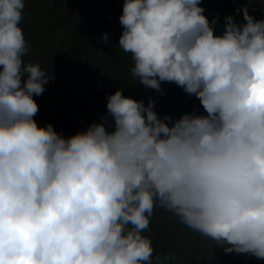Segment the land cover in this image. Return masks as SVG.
<instances>
[{
	"label": "clouds",
	"instance_id": "clouds-1",
	"mask_svg": "<svg viewBox=\"0 0 264 264\" xmlns=\"http://www.w3.org/2000/svg\"><path fill=\"white\" fill-rule=\"evenodd\" d=\"M200 3L125 0L118 47L136 81L174 82L207 115L161 119L117 90L113 131L66 138L33 119L54 77L24 61L25 0H0V264H166L143 234L156 207L264 260V20L248 0L216 35Z\"/></svg>",
	"mask_w": 264,
	"mask_h": 264
},
{
	"label": "trees",
	"instance_id": "trees-1",
	"mask_svg": "<svg viewBox=\"0 0 264 264\" xmlns=\"http://www.w3.org/2000/svg\"><path fill=\"white\" fill-rule=\"evenodd\" d=\"M125 0H25L21 27L30 50L25 63H39L54 77L40 96H33L38 126L51 124L62 136L70 137L93 123L108 118L106 128L114 130L108 114V97L121 90L125 97L154 101L158 117L178 120L184 114L207 115L199 99L174 82H161V91L147 88L130 74L131 54L118 47ZM248 0H201L204 15L213 24L214 34L224 30L225 18L232 15L244 23ZM249 14L264 20V0H251ZM108 40L104 41V35ZM171 123V121H169ZM153 240L154 257L169 256L166 264H264L249 254L225 253L215 241L178 221L171 212L156 207L149 228L143 233Z\"/></svg>",
	"mask_w": 264,
	"mask_h": 264
}]
</instances>
